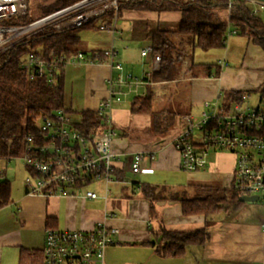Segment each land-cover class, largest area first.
<instances>
[{
	"label": "crops",
	"instance_id": "1",
	"mask_svg": "<svg viewBox=\"0 0 264 264\" xmlns=\"http://www.w3.org/2000/svg\"><path fill=\"white\" fill-rule=\"evenodd\" d=\"M179 19L180 14L176 11H123L113 21L112 28L106 29L105 40L79 50L117 49L115 60L122 66L120 72L105 63L106 60L83 62L73 57L65 64L63 104L71 110L96 109L108 93L109 79H116L119 74L123 78V83L113 86L121 100L115 102L110 111L116 131L112 151L120 154L113 167L121 177L108 185L89 183L81 186L77 195H37L40 199L37 211L42 220L36 226L30 223L26 226V210L22 206L24 200L35 196L26 193L25 186L24 194L16 198L10 197L9 190L7 202L0 206V264H17L21 248L42 253L47 228L91 230L98 221L119 229L114 237L115 243L105 249V264L106 257L112 258L110 254L118 243L130 244L131 248H135L137 243L152 247L153 259L146 254V260H134L136 264H264L262 201L243 202L237 207L208 216H183L178 201H158L153 203L151 209L140 192L138 185L141 182L162 186L165 194L185 188L188 196L193 195L196 186L229 188L233 181L235 155L213 148V151H207L202 169L182 170L172 140L185 127L178 125L173 132H155L150 127V114L130 111L129 105L134 96L142 95L146 87L151 86L154 92V116L167 111L179 117L169 109L170 104L178 100L189 107L187 113L180 114L183 121H188L191 120L189 113L192 110L201 112L204 101L220 102L221 96L228 90L259 92L264 87V53L247 38L238 37L226 40L221 59L214 62L197 61L191 68L188 60L182 59L178 62L173 79L154 84L147 81L148 78L144 80L143 77L159 65L155 64L151 52L141 54L143 48L150 46L147 29H167L160 27V23H178ZM147 41L148 44H145ZM207 63L220 65L218 76L208 74L210 70L202 66ZM164 99L167 102H163ZM170 123L173 124L172 121ZM135 153H142L140 168L152 169L151 173L131 171L130 160ZM92 185L94 188H91ZM106 187L110 190L108 198H104ZM88 189L95 191L98 197L91 199L80 196ZM32 201H35L34 198ZM30 222L33 223V220ZM205 225L209 231L207 242L187 246L182 257L160 256L153 246L147 244L162 227L192 230Z\"/></svg>",
	"mask_w": 264,
	"mask_h": 264
},
{
	"label": "built area",
	"instance_id": "2",
	"mask_svg": "<svg viewBox=\"0 0 264 264\" xmlns=\"http://www.w3.org/2000/svg\"><path fill=\"white\" fill-rule=\"evenodd\" d=\"M129 1L137 0H77L23 24L16 23V18L26 13L28 0H0V57L44 29L62 30L81 26L100 17L99 27L110 29L118 18L119 4ZM238 1L246 2L253 14L264 9V0H226V9L219 13L220 16L226 18ZM232 34H236L235 29L227 31L228 36ZM148 52H151V46L141 50L142 55ZM103 53L107 58L105 63L120 72L122 66L115 60L117 49L110 48ZM73 57L92 62L82 52L67 59L64 56L47 57L41 50L33 49L20 57L19 65L26 78H44L47 84H53L58 65H65ZM153 58L158 64L160 57L155 55ZM109 83L108 93L97 107L98 113L105 118L106 126L91 140L74 128L75 120L69 113L58 109L36 121L37 134L24 135L22 151L18 155L0 156V206L7 163L13 159L21 160L26 171L24 186L26 193L31 195H77L78 188L86 184L108 185L119 181L113 174L114 161L119 159L120 154L112 151L116 132L112 127L110 111L112 104L121 100L113 86L123 83V78L119 74L116 79H109ZM263 90L264 87L259 91ZM247 97L248 94H244L229 110L220 108L217 100L204 101L200 119L196 123L188 119V126L178 132L172 141L180 157V167L187 172L205 166L208 148L234 152V188L242 195H255L264 203V108L244 103ZM261 103L264 105V97ZM194 129L200 132L197 138L193 137ZM142 157V153L133 154L130 160L133 173L152 172V169L140 168ZM80 196L98 197L95 191L89 189ZM109 196L110 190L106 187L104 198ZM118 232V228L100 221L91 230L47 228L41 248L42 264H105V249L115 243L114 237Z\"/></svg>",
	"mask_w": 264,
	"mask_h": 264
},
{
	"label": "trees",
	"instance_id": "3",
	"mask_svg": "<svg viewBox=\"0 0 264 264\" xmlns=\"http://www.w3.org/2000/svg\"><path fill=\"white\" fill-rule=\"evenodd\" d=\"M43 1L36 0L35 4L39 3L42 15H46L77 0H53L48 4ZM29 5L28 0L26 13L23 16H18L16 23L26 24L35 19L30 15ZM226 5V0H186L185 2L179 0H137L120 3L118 17L126 10L178 11L180 14L175 29H147L151 55L153 57L158 55L160 60L158 68L153 70L149 77L145 75L143 79L147 80L148 78L147 81L152 83L173 79L181 59H187L189 68H191L196 64L192 60L196 49L209 51L224 48L228 36L227 31L232 29L236 30L237 35L245 36L264 53V20L257 14H253L251 7L244 1L235 2L227 17L222 18L219 13L226 9ZM96 19H91L81 26L62 30L44 29L26 38L11 51L1 55L0 156L18 155L22 151L24 135L37 134L35 125L40 117L49 116L58 109H64L67 113L72 111L70 108H65L63 104L65 65H58L55 82L47 84L44 78H26L19 65L20 57L33 49H39L47 57L50 55L64 56L68 59L77 52H82L92 61L106 60L104 51L100 49L79 51L80 49L77 48L79 36L76 31L82 27L96 28L94 23ZM173 37H177L176 42L173 41ZM202 66L210 70L209 75L218 76L220 73L218 63H207ZM259 92V101L263 102L264 90ZM249 93L250 91L242 90L224 92L219 102L220 108L229 110L235 102L241 100L244 94ZM153 102V89L151 86H147L142 95L133 97L129 109L132 113L154 116ZM105 126V118L98 113L97 108L79 111L78 119L74 122V128L89 140L100 133ZM112 127L115 130L113 122ZM167 128L165 126L162 133L167 132ZM113 174L115 179H120V172L114 169ZM138 186L151 209L153 203L158 201H178L183 216H208L243 203L239 201L242 193L234 188L233 181L229 188L196 186L191 196L187 195L185 188L165 194V189L162 186L148 182H141ZM9 190V181L5 179L2 182V203L7 202ZM154 236L156 241H149L147 244L153 246L157 254L163 257H182L187 246L203 245L207 242L209 231L206 225L192 230H170L162 227ZM42 261V253L39 250L21 248L17 264H41Z\"/></svg>",
	"mask_w": 264,
	"mask_h": 264
},
{
	"label": "rangeland",
	"instance_id": "4",
	"mask_svg": "<svg viewBox=\"0 0 264 264\" xmlns=\"http://www.w3.org/2000/svg\"><path fill=\"white\" fill-rule=\"evenodd\" d=\"M52 1L53 0H44L43 3L48 4ZM179 1L185 2L186 0H179ZM29 2H30L29 12H30L31 17L36 18V17L41 16L42 10H40V4L39 3L35 4L36 0H29ZM176 12H178V11H176ZM256 14L264 20V9L258 10ZM222 18H224V17H222ZM100 21H101V17L97 18L94 21V23L97 26L94 29L82 27L76 31V34L80 38V41L78 42L77 48H79V49L85 48L86 49V48L90 47L89 45L96 43L97 41L106 39L104 37L107 33V30L101 29L99 27ZM160 25H161L160 27H165L167 29H175L177 26V23H166V24L160 23ZM234 37L243 38V39L246 38V37L241 36V35H238V36L231 35L227 39L233 40ZM173 41L176 42L177 37H173ZM145 44H148V41ZM223 53H224V50L220 49V48L212 49L209 51H201L199 49H196L193 53V60L195 62H197V61L214 62L216 59H219V58L221 59L223 56ZM122 73L125 75L124 70L122 71ZM259 96H260V92H257V91L256 92H250L248 94V97L244 100V103H248L251 106L260 105V107L264 108V105L262 103L259 104V102H260ZM162 101L167 102V101H165V99ZM114 103L112 104V106L114 105ZM169 109L171 112H173V111L176 112L179 115V117L177 115H174V114L169 113L167 111L163 114L161 113V111H158L161 114H159L157 117L151 116V122H150L151 129L152 128H154V130H156L157 128L160 129V130H157L155 132H158V131L164 132L162 130L165 129V126L168 127V130L170 132L175 131L174 129H177L178 125L181 126V128L188 126L189 122L185 121V120L183 121V119L180 118L181 117L180 114L187 113L189 107L182 105L181 101L179 102L178 100H175L172 102V104H170ZM78 112H79V110H72L71 113H69V114H70V116H72V118L74 120H77L78 119ZM199 112L200 111H198L196 109V110H192L189 113L193 123H196L200 119ZM171 121L173 122V124L170 123ZM199 135H200V132L198 130L194 129L193 137L197 138ZM208 150L213 151V148H208L207 151ZM228 152H231V151H228ZM231 153L234 154V152H231ZM25 175H26V173H25L24 167L22 166V162L20 159H14V160H11L10 162H8L7 168H6V173H5L4 177H5V179H7L10 182V197L11 198H16V197L22 196V194H24V177H25ZM91 188H94V185H92ZM96 189H98V188H96ZM31 196H35V197H28V198H30L29 200H24L22 202V206L26 210V213L24 216V221L26 222V226H27V224L29 225V223L36 226V223H39L42 220L41 214L37 211V207L40 203V201H39L40 199H38L36 197L37 195H31ZM33 198L35 201L31 202V200ZM259 201H261V200H258L256 202L259 203ZM35 204H37V205H35ZM31 220H33V223L30 222ZM155 239H156L155 237H152L151 241H155ZM130 246H131L130 244L129 245H123V244H119V243L117 245H115L114 247H116V249H114V252H112L110 254V257H112V258L107 259V257H106V264H136L134 262V260L142 262L144 259L146 260L147 255H150V257L152 256V259L155 256L152 249H151L152 247H150V246H143V245H140V243H137V245H135V248H131Z\"/></svg>",
	"mask_w": 264,
	"mask_h": 264
},
{
	"label": "water",
	"instance_id": "5",
	"mask_svg": "<svg viewBox=\"0 0 264 264\" xmlns=\"http://www.w3.org/2000/svg\"><path fill=\"white\" fill-rule=\"evenodd\" d=\"M239 201H241V202H256V201H258V198L255 195H250V196L242 195L239 197Z\"/></svg>",
	"mask_w": 264,
	"mask_h": 264
}]
</instances>
